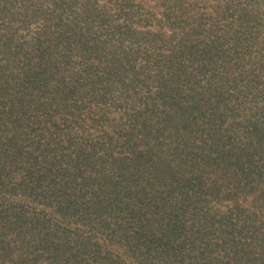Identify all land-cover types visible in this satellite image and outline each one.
Listing matches in <instances>:
<instances>
[{
	"label": "trees",
	"instance_id": "1",
	"mask_svg": "<svg viewBox=\"0 0 264 264\" xmlns=\"http://www.w3.org/2000/svg\"><path fill=\"white\" fill-rule=\"evenodd\" d=\"M0 264H264V0H0Z\"/></svg>",
	"mask_w": 264,
	"mask_h": 264
}]
</instances>
